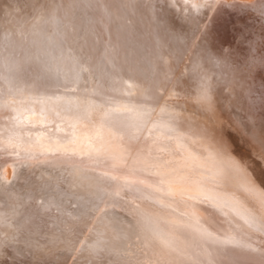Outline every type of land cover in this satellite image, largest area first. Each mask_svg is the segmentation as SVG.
I'll return each mask as SVG.
<instances>
[{"label":"bare ground","instance_id":"1","mask_svg":"<svg viewBox=\"0 0 264 264\" xmlns=\"http://www.w3.org/2000/svg\"><path fill=\"white\" fill-rule=\"evenodd\" d=\"M41 2L43 22L32 32L22 24L27 34L17 33L18 14L0 30V179L7 183L12 173L29 183L37 165L48 162L52 174L55 168L67 178L66 186H98V208L119 206L125 195L140 199L142 211H132L139 231L132 232L145 246L142 264H264V188L258 184L264 183V162L257 158L264 154L258 136L264 94L262 104L251 95L255 80H264V52L261 46L253 53L248 46L230 54L217 49L228 43L225 30L235 12L254 14L258 27H249L262 42L264 1ZM240 15L234 17L238 25ZM180 80L188 90L204 88L205 97L190 98L184 109L168 107L159 94ZM138 95L150 99L144 103L152 111L120 108ZM21 163L35 170L18 172ZM31 196L11 198H28L21 204L38 223L54 221L51 203H33ZM112 224L106 230L115 229ZM94 225V232L105 230Z\"/></svg>","mask_w":264,"mask_h":264},{"label":"rangeland","instance_id":"2","mask_svg":"<svg viewBox=\"0 0 264 264\" xmlns=\"http://www.w3.org/2000/svg\"><path fill=\"white\" fill-rule=\"evenodd\" d=\"M30 1L33 3V5L28 4ZM41 1L42 0H0V30L2 29L3 25H5V26L7 25V23H8L7 19H9V22L11 23L12 16H14V15L15 16H18V15L21 16L22 15V17L19 18V20L22 21L20 26H19V28L21 30H19V28H18L17 33L20 34L21 36L23 34L24 35L27 34V33H24V31H22L23 30L22 28L25 27L23 25H26L27 28H29L27 30V28L25 27V32L26 31L28 33L32 32L36 28V25L43 22V20L40 19L41 15L44 13V11H42V8L40 7V6H42ZM263 1L264 0H261V2H263ZM34 2L36 3V5ZM32 6H34V7H32ZM38 6H39V8H38ZM26 8H27V11H26ZM19 11H23V12H19ZM239 15H240L239 13L235 12V16L231 17L232 20L229 19L230 21H232V25L229 24V26H227L228 25L227 21L225 22L226 26H227L226 27L227 29L225 30V34L228 37L227 42L229 43L230 41H235L238 44L235 42L234 43L232 42L233 43L232 44L230 42L229 45L227 43V45H225L223 47L220 45H217L218 51H220L222 53H227V54L229 53L230 54L232 51H234V50H232L233 47L242 48L243 46H245V47H243L244 52L251 50L250 52L253 53L254 47H256L258 52H261V51H259V48L261 46L262 53H263L264 52V44H263L264 43V35L261 37L263 39L262 42H260V40H258L257 38L255 39L256 33L251 34L252 28H250V27H252V26L250 25V27H249V24H252L253 27L254 26L258 27V23H256V21L252 20L254 18L253 17L254 14L250 15V16L249 15H246V16L243 15V17L240 15L242 21H244V22L243 23L240 22V24L238 25V23H236V20L238 21V19H236V18L234 19V17L238 18ZM251 20H252V23H251ZM239 21H241V20H239ZM258 22H259V20H258ZM10 23H8V24H10ZM29 25H30V27H29ZM240 25H241V27H240ZM230 26H233V28H235L236 31L230 29ZM254 29L256 32L257 28H254ZM19 31H21V32H19ZM238 31H239V33H238ZM68 33L72 35L71 30H68ZM261 33L264 34L263 31H261L260 34ZM239 34H241V35H239ZM246 38L247 39L249 38L248 42H246L247 41ZM250 38H251V40H250ZM253 38H254V40H253ZM239 41H241V42H239ZM250 43L253 45H251ZM230 44H232V45H230ZM229 46H232V47H229ZM246 46H248L250 50H248V48ZM262 46H263V48H262ZM26 48L27 47H24V49H26ZM228 48H229V50H228ZM219 49H221V50H219ZM263 55H264V53H263ZM189 71H190V69L187 68L186 72L184 74L188 78L190 76V75L188 76ZM256 81H257V83H256ZM84 83H85V81H84ZM175 85H177V86H175ZM175 85L172 86L170 88V90H168L169 86H168V88H165V91L167 93H169L170 98L167 95H165L166 94L165 91H163L159 94V98L161 100H164V102L166 101V103L169 102V103H167L169 105L168 107H170V106L177 107L178 106V107L183 108L184 103L186 101H188L190 98L192 100H194V99H197L199 97L202 98L206 94L205 89L202 87H198V86H197L198 90L197 89L196 90H188V88L185 87L184 80L178 81V83H176ZM251 89H253L251 91V95H252V97H254L256 99L255 103L257 102L258 104H262V101L259 99V97L263 96L262 94H264V92H263L264 91V80H262V82H260L258 79H256L255 82L252 84ZM64 91L65 92L66 91L71 92L73 90H68L66 88ZM200 92H201V94H200ZM260 92H262V94ZM66 93H68V92H66ZM166 97H167V99H166ZM183 97H185V99H186L185 101L182 100ZM167 100H169V101H167ZM147 101H150V99H148V98L144 99L142 97V95H138L136 97L134 96V97H131L130 99H127L126 103L122 104L120 106V108H124L125 110L129 109L130 111L134 110V111H143V112L149 113V111H152V109L150 108V106L148 104L144 103ZM182 101H184V102H182ZM181 104H183V106ZM254 112L253 113L256 114L259 111L256 110ZM258 136H259L260 140L264 143V126L263 125L259 126ZM260 154H261V156L258 155L257 158L261 159V162H264V156H263L264 154L263 153H260ZM18 162H22V160H18ZM18 162L15 161V163H17V164H18ZM39 164H41V163H39ZM44 164L48 165L50 163L47 162V163H42L41 165H37L36 170L34 168H31V166H27L26 164H23V163H21L19 165V167H21V168L16 166V168L17 167L19 168V169H17L18 172L19 171L22 172V170H23V173H24V171L26 172L28 169H32V170L36 171V173L34 172L36 177L31 176L32 179H35V180H33V181L30 180L29 183H27L28 181H25V179H23V178L21 179L20 176H18L16 178L15 176H13L12 173H11V176H10L9 181L7 183L3 182V180L0 179L2 181V182L0 181V212L2 213V214L0 213V264H59V263L68 264L69 262H70L69 264H71V261H72V263L73 262L75 263L78 261L79 263L77 262V264H95L96 261H98V264H101V263L102 264H142V262H144V260L141 257L146 253L144 250L145 246L143 245V243L139 242V239L137 236L138 234H135L139 231V227L136 225V220H134V218H136L135 213L133 212L134 215L132 214V211H134V208H135L136 212H137V210L142 211V210L138 209V206L141 205V204L139 205V203L141 202L140 199L135 198V197L131 198V196H130V200H129V198H128L129 196L127 195L128 196L127 197L125 195V197H122V200L124 199V201L121 202L122 204H124L126 202L124 204L125 206L122 204H120V205L123 207H121L120 205H119L120 206L119 207V206H115L113 204H107L105 207L99 206L101 208L100 209V208H98V206L96 204V203H100V202H97V200L100 201V199L99 198L96 199V197H100V194H101V190L98 189V186L93 187V185L90 184V185H92V187L95 190H93L92 187L91 188L89 187L90 186L89 183H88V185H89L88 188H87V185L85 183L86 189L85 188H83V189L80 188V190L75 189L72 186L73 184L72 185L68 184L67 185L68 187H67L63 183V180H65L67 178L65 177V179H63V178L61 179L60 178V172H58V170H57V172H58L57 173L55 168H54V171L52 169V172L54 174L53 175L51 173V170H50L52 168V166H49V165L45 166ZM38 166L45 167V170L50 171V172H48L50 174L44 173V175H43L42 174L43 172L42 173L37 172L40 169V167H38ZM46 167H47V169H46ZM49 167H51V168H49ZM41 169H42V167H41ZM38 174H40V176H44L43 177V180H45L44 182L40 181ZM45 174H48V175H45ZM52 175H53V177H52ZM55 175H56V177H55ZM47 176H50L49 181L46 180ZM51 179H52V181H51ZM76 182H77V179H76ZM45 183H47V184H45ZM55 183H60L62 186L64 185V188L61 190H59V189L57 190V187L54 186ZM16 184H17V186H16ZM87 189L89 191H90V189H92L94 191V193L90 194V192H92V191L89 192V191H87ZM27 191H29V192H27ZM41 191H43V192H41ZM95 192L97 193L96 194L97 196L95 195ZM98 192L100 194H98ZM23 193L26 195L27 194L32 195L31 201L33 200L32 201L33 203H35V201H37V200H38L37 203H40L42 201L45 203V202L49 201L51 203L50 207L53 208V213H54L53 215L56 216V219L54 221H51V222H46L45 220H43L41 223H38L36 220H34V216L30 215V208L29 207H23L24 205L21 204L22 202H24L26 200L29 201L28 198L21 197V198H23V200L21 198L15 200V198H14L16 195L23 194ZM78 194H79V196H78ZM49 195L53 196L54 198H50ZM12 196H14V197L11 198ZM84 198H87V199H84ZM89 198L91 199L90 202L87 201ZM54 199H55V203L53 202ZM136 199H138V200H136ZM82 201H83V204H85L83 210H82L83 204H81ZM136 202H137V205H136ZM89 203H91V204H89ZM111 205H113V206H111ZM26 210H27V212H26ZM102 210L104 213L101 212ZM59 211H60V213H58ZM105 211H107V212H105ZM43 213L45 215H46V213H48L49 214L48 216L52 215V213H50L49 211L43 212ZM77 213H81V216L79 214V217H76V216H78ZM111 213H112V215L109 218V215ZM73 216H75V217H73ZM96 216L102 217L101 220H104V219H110V220H108V222H107V220H104L105 222H107V223H105V222L99 220L100 218L97 219ZM131 216L133 219H131ZM65 217H68V218H65ZM70 217H72V218H70ZM96 220L97 221L99 220V221L97 222ZM111 221L113 224L111 223ZM72 223H73V225H72ZM102 224L105 226V230H106V228H108V226H110L109 229H111V224H112V227H113V225H116L117 229L116 228L114 229V227H115L114 226L112 228V230H110V231H109V229L106 230V231H109L111 233H107L105 230L103 231L104 228L102 230H100L101 229L100 228L99 229L100 231H98L99 233L97 231L94 232L95 231L94 229L96 227L92 228V226L93 225L94 226L99 225V227H101ZM40 225H46V228H45L46 231L44 229L41 230ZM103 225H102V227H104ZM71 226H73V227H71ZM127 226L129 228L128 229L129 232H128V230H126ZM130 226L132 228L133 227L134 228L130 229ZM91 228H92V231H90ZM124 228H126V229H124ZM123 230L124 231L126 230L125 232L128 234V236ZM133 230H135V231H133ZM30 231H31V233H29ZM132 231L135 233H133ZM104 232H106V233L104 234ZM89 233H91L90 235L92 237H89L90 235L88 236ZM95 234H98V235L101 234V236L103 234L102 237L99 236L100 238L98 237V235H96L98 237L99 242H98L97 238H95L96 237V236H94ZM18 235H19V237H18ZM86 236L88 239L86 238ZM125 236H127V237H125ZM130 236H132V237H130ZM43 237H45V238L43 239ZM94 238H95V240H94ZM84 240H86L87 242H83ZM90 240H92V241H90ZM49 241H50V243H49ZM85 243L89 244V245L87 244L88 247H87V245L81 246V245H85ZM136 245H137V247H136ZM80 247H82V248L84 247L85 250H84V248L81 250ZM58 248H59V250H58ZM66 248H67V250H65ZM76 248H78V250ZM142 249H143V251H142ZM137 250H140L141 253L139 254L140 251H137ZM78 251H81L80 253H84V254L78 253V255L80 254V256L77 257L76 252H78ZM184 251H185V249H184ZM103 255H104V258H103ZM134 257H136V258H134ZM93 258H94V261H92ZM48 261H50V262H48ZM147 261L148 262L144 263V264H151L150 260L147 259ZM51 262H53V263H51ZM188 263H191V262L187 261V263H185V264H188ZM96 264H97V262H96ZM153 264H165V263L156 262Z\"/></svg>","mask_w":264,"mask_h":264},{"label":"snow or ice","instance_id":"3","mask_svg":"<svg viewBox=\"0 0 264 264\" xmlns=\"http://www.w3.org/2000/svg\"><path fill=\"white\" fill-rule=\"evenodd\" d=\"M258 184H259L260 187L264 188V183L258 182Z\"/></svg>","mask_w":264,"mask_h":264}]
</instances>
